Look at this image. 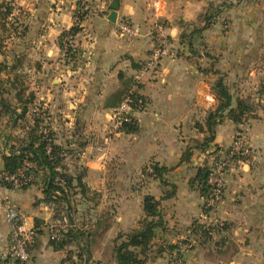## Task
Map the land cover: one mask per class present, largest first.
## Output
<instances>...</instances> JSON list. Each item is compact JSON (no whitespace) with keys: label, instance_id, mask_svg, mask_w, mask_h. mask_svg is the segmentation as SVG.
<instances>
[{"label":"crops","instance_id":"1","mask_svg":"<svg viewBox=\"0 0 264 264\" xmlns=\"http://www.w3.org/2000/svg\"><path fill=\"white\" fill-rule=\"evenodd\" d=\"M5 1L20 8L23 31L20 37L5 42L0 54L7 65L3 79L8 88L18 85L12 84L17 78L25 96L34 91V101L47 111L46 125L54 144L64 150L65 172L73 176L83 173L88 193L73 197V220H69L74 227V219L79 216L91 219L89 230L95 234L91 236V248L97 244L96 239L111 245L110 240L118 233L138 228L144 195L161 199L164 188L157 180H148L143 196L128 190L141 169L151 163L170 169L164 178L176 187L173 197L160 200L165 229L157 230L154 245L189 238L191 225L204 222L202 198L189 184L196 168L210 164L213 155H225L235 136L241 134L246 147L244 159L224 173V194L214 213L228 229L208 244L181 250V260L182 264H264V0L88 1L86 7L93 12L86 15L80 32L72 37V47L77 50L73 59L59 44L62 33L73 26L80 0ZM222 3L228 8L224 7L219 19L194 37L198 55L192 57L182 43V33L201 28L202 15L210 6ZM105 4L110 11L102 14ZM114 4L115 24L107 20ZM221 18L227 21V28ZM121 19L138 25L141 34L134 38L119 36L116 23ZM158 21L167 28L170 55L141 79L138 93L147 105L144 111L133 114L138 132L113 137L107 133V123L116 104L108 101V95L116 88L113 83L118 87L119 73H136L130 59L139 65L147 61L155 43L153 25ZM17 60L19 67L13 68ZM211 64L213 70L224 75L234 97L249 98L256 109L244 125L225 119L216 126L214 140L200 150L194 147L202 143L206 133L199 132L196 124L216 106L211 86L218 76L202 72ZM12 87L8 88L11 97ZM245 125L246 132L237 133ZM5 137L0 138V172L3 156L9 154L12 145L5 142ZM188 147H193L192 156L188 163H180ZM41 185L40 177L26 189L8 188L0 182V253L9 235L3 215V203L9 200L25 214L27 227L35 230L30 250L33 263L62 264L75 246L70 243L56 250L51 245L48 225L56 212L44 201ZM107 202L116 203L111 226L105 221L112 210ZM91 254L97 261L103 258L98 248H92ZM146 264L174 263L163 256Z\"/></svg>","mask_w":264,"mask_h":264},{"label":"trees","instance_id":"2","mask_svg":"<svg viewBox=\"0 0 264 264\" xmlns=\"http://www.w3.org/2000/svg\"><path fill=\"white\" fill-rule=\"evenodd\" d=\"M228 5L222 3L220 5L210 6L209 10L202 15L204 25L199 28L188 29V32H183L181 35L182 43L185 44L188 53L195 57L198 55L197 49L193 44L195 36L199 35L203 30L207 29L217 19L220 14ZM4 9V11H2ZM11 7L9 3L0 4V20H5L11 15ZM83 20V15L80 18V22ZM0 30H5V24L1 23ZM221 24L224 28H227V21L222 20ZM188 26H185V29ZM80 25L73 26L69 31L62 33L60 36V42H62L65 35L75 36L80 32ZM1 32V31H0ZM3 40L0 37V48L2 47ZM62 46V44H59ZM77 54V50L74 47H69L66 55L68 58L73 59ZM208 56V55H206ZM212 59V58H210ZM19 61L17 60L13 68L19 67ZM145 63V62H144ZM144 63L141 65L135 63L130 59V64L133 69L139 71ZM7 70L5 62L0 61V95L2 93L10 94L9 86L7 88L6 81L1 78V74ZM202 72H211L217 75L218 78L214 81L211 86V92L216 100V106L214 110L207 113L204 121L200 124H196V129L199 132L206 133L201 144L197 145V149L205 150L206 146L214 140V134L216 126L223 122L225 119L231 121L235 125H241L249 118L254 117L256 105L251 102L249 98L234 97L228 84L225 82L224 75L216 70H213V64L207 69H203ZM126 75L123 73L118 74V80L123 82ZM127 80L128 88L123 95L119 97L118 92L112 99V103L117 106L122 100L129 95L131 97V110L126 116L130 119L128 122L121 125L122 132L124 134H135L138 132V123L133 117L136 112H142L145 110L147 102L145 98L138 93L140 83L134 81L133 77ZM131 80V81H130ZM17 83L16 87H12L14 91V99L16 100L17 106L12 107L7 103L6 100L0 99V108H2L10 118L17 119L21 122V119L29 112V105L34 102V95L29 93L25 96V90L22 88L21 83L16 79H13L12 84ZM126 83V82H125ZM131 83V84H130ZM11 84V85H12ZM124 84V82H123ZM15 88V89H14ZM25 96V98H24ZM1 98V97H0ZM121 98V101L119 102ZM119 102V103H118ZM110 103V104H112ZM116 105L114 107H116ZM110 106V105H109ZM19 110L21 111L20 113ZM33 126L28 132L18 138L13 136L11 133L6 134L5 142L12 143L9 148V154L3 156V172L8 175L16 174L20 169L24 168L25 163L33 164V167H26L24 169V176L33 178V181L22 185L20 189L29 188L34 184V178L40 177L41 189L44 196V201L52 203L57 206L54 217L61 214H66L67 218H72V206L71 202L73 197L81 195L85 197L88 193L87 188L82 182L83 173L78 172L74 176L65 172L63 167L64 150L54 144V138L52 133H47L44 137L39 131V126L43 119L37 115L33 117ZM14 121V120H13ZM205 128V130H204ZM24 131V130H23ZM26 131V130H25ZM193 147L186 148L181 156L180 163H188L191 156ZM228 151V150H227ZM244 159V155H238L236 157L237 162ZM211 165L204 163L203 165L196 168V174L190 181V186L198 191L202 200H206L211 196V186L208 183ZM170 169L166 167H160L156 163L148 164L143 167L142 173H146V177L149 179L157 180L162 188H164L163 195L160 200H166L174 196L175 186L168 183L164 176ZM5 186L10 188L6 183ZM160 200H156L151 195H144L142 198V218L138 222V228L131 230L125 234L119 233L113 240V246L111 248V258L115 264H146L151 259H156L167 255L174 263L176 260L181 259V247L188 243V238L179 241L174 244L166 245H154V239L156 238L157 230L165 229V222L163 219L162 210L160 207ZM68 209V211H66ZM202 213L209 214L210 208H206L205 204L201 205ZM76 226H70L66 233L62 234L59 241H50L54 249L60 250L74 243L78 246V258L84 255H89V246L92 240L91 236L95 234L91 231H82ZM228 229V225L225 222L220 224L204 226L203 224L195 221L190 227V236L198 238V246L208 244L213 240L214 236H220ZM91 238V239H90ZM73 256H67L63 263L75 264ZM87 260V259H86ZM85 262V259H84ZM62 263V264H63Z\"/></svg>","mask_w":264,"mask_h":264},{"label":"built area","instance_id":"3","mask_svg":"<svg viewBox=\"0 0 264 264\" xmlns=\"http://www.w3.org/2000/svg\"><path fill=\"white\" fill-rule=\"evenodd\" d=\"M89 0H83V4ZM82 4V3H81ZM88 9L85 5L77 8L74 16V26L80 25V18L83 15V19L88 14ZM116 30L119 36L124 38H134L141 34V29L138 25L133 24L125 19H121L116 23ZM153 33L155 43L148 56L147 61L143 67L133 75L135 82L140 83L142 77L147 72H150L156 68L159 62L170 55L171 41L167 32V28L162 22H155L153 25ZM69 47H72V37L65 35L62 40V50L64 54L67 53ZM126 96L120 104L110 109V116L115 125L121 126L123 123L128 122L130 119L126 116L131 110V97ZM45 137L47 133H42ZM244 147L240 141H236L232 147L229 148V152L226 157H220L211 163L210 174L208 183L211 186V196L202 200L206 208H210L209 214L202 213L204 222L201 223L204 226L213 225L209 221L211 214L215 211L217 204L222 200L223 186H224V173L227 168L232 165V158L243 154ZM26 167H33L31 163H25L24 168L20 169L14 175H8L5 172H0V182L8 184L11 188L20 189L22 185L33 181L31 177L24 176V169ZM50 209L56 211L57 206L50 203ZM3 215L4 220L9 227V235L7 237V245L5 249L0 253V264H34L30 255L31 247L35 240V230L28 228L26 225V216L19 208V206L12 201H5L3 203ZM70 222L66 214H61L54 217L52 222L48 225V231L50 240L57 242L61 239L62 234L66 233L70 227ZM199 237V236H197ZM190 237L187 244L182 245L181 250H189L194 245H197L198 238ZM174 264H182V260L178 259Z\"/></svg>","mask_w":264,"mask_h":264},{"label":"rangeland","instance_id":"4","mask_svg":"<svg viewBox=\"0 0 264 264\" xmlns=\"http://www.w3.org/2000/svg\"><path fill=\"white\" fill-rule=\"evenodd\" d=\"M82 1L83 0H80L79 7H81V5L82 6L83 5L87 6L88 1L85 2L84 4H83ZM89 1H92V0H89ZM92 2L98 3V1H92ZM1 3H10V2H6L5 0H0V4ZM10 7H11V10H12L11 11L12 12L11 15L6 19V21L5 20H2V21L0 20V25H2L1 23H3V25L6 23L5 24V30H4V27H3V29L0 30L1 31L0 32V37H2V40H3V44H2V47L0 49V54H2L4 52V48L3 47H5V42L8 41V40H11V39L14 40L15 38L20 37V34L23 31V24H21L20 23V20H19L20 19V16H21V10H20V8L19 7H16V6H10ZM87 9L89 11L87 15H89V13H90V11L92 9H90V8H87ZM2 11H4V9ZM108 11H110V8L108 7V5L105 4V10L103 11L102 14H105ZM92 12H93V10H92ZM73 26H74V23H73ZM0 61L1 62H4L3 59L0 60ZM130 77H133V76L127 74L125 76V79L123 80L124 84H123V82H120L119 81L118 84H117L118 87L116 86V84L113 83V85H115L116 88H114L113 91L109 93V95H108V101H112V99L120 91H121V93L119 94V97H121V98L123 97V95L125 94L126 90L128 89V88H126V86L128 85L127 80L128 79H131ZM1 78L3 79V73H2ZM31 91H33V90H31ZM33 92H30V93H32L34 95L33 99L36 100V95ZM0 97H1L0 99H2V100L5 99L7 103L9 102V105L10 106L18 108V106L16 105V101L14 99V95H13V97H11V96H9V94L7 95L6 93H2L0 95ZM121 98H120V100H121ZM120 100H119V102H120ZM20 112L21 111L19 110L18 113H20ZM46 112L47 111L44 110V108L42 107V105H40L37 101H34V104H32V105L29 106V112H28V114L25 115V117L23 119H21V122L16 121L14 127H12L13 120L14 119L10 118V115L8 116V114L2 108H0V138L3 137L4 135L8 134V133H12L13 136L19 138L21 134H15V133L28 132V130L31 129L32 126H33V119H34L33 117L36 116V115L38 117H41L43 119V121L41 122V124L39 126L40 133H43V131H44V133H52V131L49 129L50 127L46 125V122H47V120H46V118H47ZM245 122H247V121H245ZM245 122H243L242 125L246 124ZM107 124H108L107 133H111V135L113 137H119V136L121 137V136H124V135L125 136L126 135H131V134H124L122 132L121 126L115 125V123L112 120L110 114H109V117H108V123ZM245 132H246V125L243 128H241V130H237V133H245ZM236 141H240L242 143V145L244 147V152L241 155H245V153H246V151H245L246 147H245V143H244V140H243L241 134H237L235 136V138L233 139V142H232V147H233V145H234V143ZM230 147H231V145H230ZM228 152H229V149H228V151L226 152L225 155H220V154L218 156L217 155H215V156L213 155L212 158L210 159V164L213 163L214 160L219 159L220 157H226V155L228 154ZM232 159H233L232 160V165H234L235 163H238L237 160H236V157H233ZM142 169H141L140 173H138V175L136 177L138 180H136L132 186L128 187V190L130 192L133 191V193L135 192L139 196H143V194L141 192H143V189L147 186V182L149 180V178L146 177V175H145L146 173H142ZM224 188H225V183H224V186H223V194H224ZM109 189H110V192H112V188L109 187ZM222 198H223V196H222ZM95 200H96V197H95ZM107 203H108V207H111L112 210H110L111 212H108L107 213V215H110V216H108V218H106L105 221H107V223H106L107 225H110L111 226L112 222L115 221L113 217L116 214V209L114 207L116 203L115 202L114 203L107 202ZM218 204H217V206H218ZM217 206L215 208V211L217 209ZM88 210H90V209L84 208V211H88ZM215 211L211 214V217L209 219V221H211L213 223V225L220 224V221H218L214 217ZM141 212H142V207H141ZM98 214L99 215L102 214L101 215L102 217L104 216L103 212H98ZM90 215H92V214H90ZM142 216H143V214H142ZM74 220H76L75 222L78 225V228H80L82 231H90L89 230L90 229L89 228L90 227L89 222L91 221V219H89V218L86 219V216L83 215V217L82 216H79L78 218H75ZM104 225L105 224H103V226ZM101 227H102V225H101ZM120 233H122V232H120ZM123 234H125V233H123ZM115 237L113 239H111V240L109 239L110 242H111V245L110 244H107L104 241V239H102L103 243L100 242V241H96L97 239L95 240V243H97V244L94 245V247H92V248H94V249L95 248H98L99 251L102 252L103 258L100 261L99 260L98 261L95 260V258L92 259V254H91L92 248H91V245L93 243H91V245L89 246V255L86 254V255H84L81 258L80 257L78 258V252H79L78 246L79 245L74 244L75 248H73L72 251H71L72 252V256H73V259H71V261H73V263H75V264H101L102 262H104V264H112L113 263V260H112V258L110 259L109 256H110V248H112V246H113V240L115 239ZM189 237H192V236L189 235ZM110 238H112V236H110ZM98 239H100V238H98ZM164 257H167V255H165ZM84 259H85V262H84ZM63 264H69V263H63Z\"/></svg>","mask_w":264,"mask_h":264},{"label":"water","instance_id":"5","mask_svg":"<svg viewBox=\"0 0 264 264\" xmlns=\"http://www.w3.org/2000/svg\"><path fill=\"white\" fill-rule=\"evenodd\" d=\"M116 12H117V5L114 4L111 8V12L110 14L108 15L107 17V20L110 22V23H115L116 22ZM17 119H14L13 121V125L12 127H14L15 123H16ZM69 222L71 223V220H69Z\"/></svg>","mask_w":264,"mask_h":264}]
</instances>
